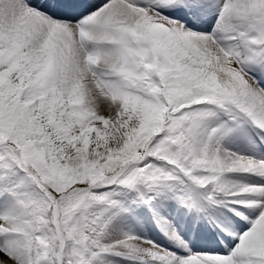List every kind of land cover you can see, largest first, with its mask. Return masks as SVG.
Segmentation results:
<instances>
[{
    "label": "snow or ice",
    "instance_id": "obj_1",
    "mask_svg": "<svg viewBox=\"0 0 264 264\" xmlns=\"http://www.w3.org/2000/svg\"><path fill=\"white\" fill-rule=\"evenodd\" d=\"M0 264H264V0H0Z\"/></svg>",
    "mask_w": 264,
    "mask_h": 264
}]
</instances>
